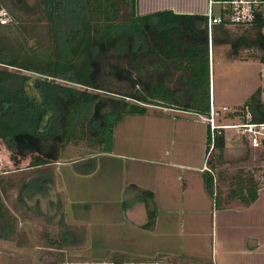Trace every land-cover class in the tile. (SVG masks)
<instances>
[{"label": "rangeland", "instance_id": "rangeland-1", "mask_svg": "<svg viewBox=\"0 0 264 264\" xmlns=\"http://www.w3.org/2000/svg\"><path fill=\"white\" fill-rule=\"evenodd\" d=\"M21 17L46 36L45 21ZM122 18H130L129 7ZM211 47V118L219 126L240 123L231 113L259 87L264 93V53L236 57L229 46ZM208 123L200 115L152 106L147 115L126 116L109 148L69 146L59 163L40 168L28 167L25 156L18 166L0 148L1 196L16 220L12 238L0 239V264H264V147L253 148L237 130H226L223 161L217 151L206 160ZM209 159L224 203L229 180L251 173L260 185L251 208L237 212L234 199L225 203L233 209L220 211L201 172ZM40 176L52 180L51 192L39 191L22 204V187ZM135 186L155 196H141ZM147 200L158 207L150 228ZM67 234L73 240L65 241Z\"/></svg>", "mask_w": 264, "mask_h": 264}, {"label": "trees", "instance_id": "trees-1", "mask_svg": "<svg viewBox=\"0 0 264 264\" xmlns=\"http://www.w3.org/2000/svg\"><path fill=\"white\" fill-rule=\"evenodd\" d=\"M1 1L14 22L0 26V148L18 166L23 156L30 159V168L59 163L69 146L103 151L112 146L115 129L126 116L147 115L152 106L209 120L211 46H229L236 57L256 49L264 53L261 15L251 23L217 25L210 39L206 16L167 10L140 15L138 0H10V6ZM128 7L130 18L123 19ZM23 15L27 21L34 15L36 23L45 21L46 36L26 25ZM260 61L264 63V54ZM262 95L259 87L231 114L243 121L250 113L255 121H264ZM207 125V154L217 151L223 161L226 130H216L213 137ZM208 165L206 191L223 209L216 164L209 159ZM51 181L40 176L26 182L19 200L24 204L39 191L47 196ZM228 183L225 203L236 199L249 207L258 200L260 185L250 172L240 171ZM4 184L0 179L2 193ZM145 194L153 197L150 191ZM7 214L0 190V239L5 240L15 234L16 223ZM154 214L148 213L146 228L153 226Z\"/></svg>", "mask_w": 264, "mask_h": 264}, {"label": "built area", "instance_id": "built-area-1", "mask_svg": "<svg viewBox=\"0 0 264 264\" xmlns=\"http://www.w3.org/2000/svg\"><path fill=\"white\" fill-rule=\"evenodd\" d=\"M215 7H219V14L215 13ZM259 15L264 18V0H208V9L204 14L208 18L210 39L217 25L224 22L251 23ZM13 22L14 17L0 0V26H8ZM210 122L213 137L216 130H237L253 148L264 147V121H255L250 113H246L245 120L236 124L215 125L213 117Z\"/></svg>", "mask_w": 264, "mask_h": 264}, {"label": "crops", "instance_id": "crops-1", "mask_svg": "<svg viewBox=\"0 0 264 264\" xmlns=\"http://www.w3.org/2000/svg\"><path fill=\"white\" fill-rule=\"evenodd\" d=\"M207 9H208V0H138V12L140 15H147V14H151V13H155V12H159V11H166V10L172 11L176 14L204 15L206 13ZM211 66H212V64H211ZM263 95H264V93H263ZM207 157H208V154L205 157L206 160H207ZM206 160H205V164L201 170L203 176H204L206 171H210L208 162L206 163ZM135 188L137 190H139V188H137L136 186H135ZM140 191L141 190H139V192ZM144 192H146V191H144ZM140 193L144 194L142 191ZM152 193H153V197H154L155 194L153 191H152ZM141 196H145V195H141ZM259 197H260V191H259ZM137 199L139 200V196H137ZM137 199H136V201H137ZM129 201L132 202L133 200H129ZM142 202L144 203L143 204L144 213H157L158 212V207H157L155 200L153 202L152 201L149 202L148 200L142 201ZM255 203H253V204H255ZM253 204L249 207H246L239 201V205L237 206V208H235V210L237 212H239L242 209H246V208L249 209L253 206ZM223 205L225 208L220 209V211H223L226 209H233L231 205L229 207H228V205L225 206V203H223ZM140 211L141 210L139 209V212ZM139 212L135 211L132 213H139Z\"/></svg>", "mask_w": 264, "mask_h": 264}]
</instances>
